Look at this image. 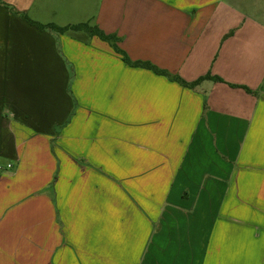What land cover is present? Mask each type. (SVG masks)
<instances>
[{"label": "crops", "instance_id": "0c3cea01", "mask_svg": "<svg viewBox=\"0 0 264 264\" xmlns=\"http://www.w3.org/2000/svg\"><path fill=\"white\" fill-rule=\"evenodd\" d=\"M0 264H264V0H0Z\"/></svg>", "mask_w": 264, "mask_h": 264}, {"label": "trees", "instance_id": "16d2710c", "mask_svg": "<svg viewBox=\"0 0 264 264\" xmlns=\"http://www.w3.org/2000/svg\"><path fill=\"white\" fill-rule=\"evenodd\" d=\"M22 17L29 24L34 25L38 29H41V30L48 29L49 31H52V32L58 33V34L66 33L68 31L69 32H82L83 31V32H85V33H87L89 35H97V36L101 37L102 39H106V40L109 39L108 37L104 36L97 29V27L88 25V23H81V24H76V25H72V26L59 27V26H56L54 24H40L38 22H35V21L30 20L27 16H22ZM124 60H125V62L130 63L128 61V59L125 58V57H124ZM131 64L132 65H135V66H141V65H143L145 67H148L150 69H153L157 73H161V71L157 70L155 67L151 66L148 63H138V62H134V63H131ZM206 78H210V79L215 80V81H221L218 77H212V76H209V75L203 76L199 80L206 79ZM171 79H173L174 81H176L179 84H181L183 86H186V87H193L196 84V82H198V81H196V82H192V83H187V82L181 80L176 75L171 76ZM246 90L250 92V90H248V89H246Z\"/></svg>", "mask_w": 264, "mask_h": 264}]
</instances>
